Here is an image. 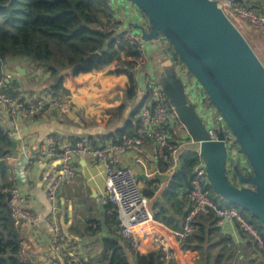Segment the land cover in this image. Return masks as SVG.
<instances>
[{
  "label": "built area",
  "instance_id": "1",
  "mask_svg": "<svg viewBox=\"0 0 264 264\" xmlns=\"http://www.w3.org/2000/svg\"><path fill=\"white\" fill-rule=\"evenodd\" d=\"M210 1L217 2L219 8L233 24L242 22L252 30L264 33V7L260 9L247 8L242 6L237 0ZM106 4L112 15L110 25L116 28V34L128 41L139 53L135 61L130 60V62H134V78L137 92H139L141 97L137 114V118L140 121V137H123L120 143L101 141L97 142L99 143L97 147L91 145L88 137H68L64 142H61L55 139L54 136H50L41 143L39 152L33 160L40 164L45 161L50 162L51 165L55 164L51 172L46 173L44 177L46 196L51 205L50 224L54 234L53 246L58 252L66 251L68 248L67 243L62 239L58 225V199L62 187L73 183L77 179L79 175L77 167L79 160L88 159L100 165L104 170L105 187L101 195V204L103 207L110 208L109 213L111 215L116 214L119 234L124 239L131 241L136 251H139L142 247L143 239L152 237L154 243L159 246L157 251L162 253L161 260L164 264H168L176 258L175 250L155 233L153 213L150 209L149 201L143 195L133 172L122 164V157L127 148H138L144 145L145 142L152 143L155 148L156 159L168 164L171 171L178 172L180 169L179 157L181 150L190 145L191 140L186 135L180 146H175L171 143V131L177 130L185 134L186 132L176 109L170 104L163 90L158 85L154 76L153 65L149 62V48L151 45L154 46L155 43L147 44L143 42L140 31L136 29V26H140L148 30L146 17L140 12H138L136 17H128L125 14V8L132 7L137 9L128 0H106ZM129 24H135V29L129 28ZM124 25H128L127 28ZM175 69L181 76L189 101L197 107V113L206 126L210 140H216L217 130L221 129L223 131L228 152V174L231 178L234 167L243 165L246 162L239 153L238 145L234 144L235 139L232 133L225 126V122H223L222 117L216 110L209 108L208 97L202 88L198 87L199 84L197 82L196 84L193 79L190 80L188 78L189 73L186 72V69L184 70L186 74H181L177 68ZM1 70L0 108L5 110L12 125L6 132L10 139L13 140L14 135L19 131L18 126L14 124L16 121L39 119L48 112H57L60 118L67 119L70 123L78 126L83 125L79 112L72 108L70 98L55 100L45 94L42 98L26 101L20 98L19 95L16 99L5 95L4 93L10 88V83L13 81L16 72L9 67L8 62L2 65ZM186 78L188 80H185ZM186 86L188 87V92L186 91ZM216 114L220 117L222 123L213 121V117ZM15 153L3 158L0 157V162L4 161L7 165L9 163L16 164L14 175L18 184L11 190H4L3 193L7 197H11V200L7 201V206L15 227L21 232L20 258L23 261L30 262V246L24 241L22 228L27 221L35 223L36 219L24 209L26 200L19 187L29 182L28 168L31 159L25 153ZM209 186L205 164L197 155V163L192 168L190 190L188 192L192 208L183 218L182 230L175 235L178 244L180 245L196 232V219L198 216L214 213L217 218L216 227L220 231L225 224H233L244 234L255 238L259 243V248H262L261 239L243 220L237 209H221L211 201ZM65 261L68 264H78L77 257L74 255L67 254Z\"/></svg>",
  "mask_w": 264,
  "mask_h": 264
},
{
  "label": "trees",
  "instance_id": "2",
  "mask_svg": "<svg viewBox=\"0 0 264 264\" xmlns=\"http://www.w3.org/2000/svg\"><path fill=\"white\" fill-rule=\"evenodd\" d=\"M237 1L247 8L264 7V0ZM111 18L106 0H0V71L2 65L8 61L26 60L35 70L40 69L44 74L49 75L45 94L58 100L70 98L65 82L73 83L80 75L108 70L109 75L126 80L123 88L124 95L126 99L133 100L137 96V86L134 78V62L130 60L135 61L139 53L128 41L116 34V28L110 25ZM98 29L102 30V33L94 31ZM167 46L166 53H171L175 63L185 70L169 43ZM94 53L102 56L99 65H91L87 71L79 73L73 80L69 77H60L62 72L82 64L89 55ZM188 78L193 79L190 74ZM4 94L14 99L18 98L17 93L14 94L11 91L10 93L5 91ZM138 111L139 108L129 116L121 128L98 141L120 143L123 137H140ZM184 136L185 134L177 130L171 131V143L180 146ZM54 138L61 142L66 139V137L58 136ZM89 140L93 147L98 146L97 140L92 137ZM11 142L12 139L0 125L1 158L12 154ZM196 163V155L194 159L185 156L181 158V169L173 177L167 190L169 198H176L180 190L186 191L188 196L191 172ZM7 177L6 169L0 172V264H32L23 261L19 255L21 232L14 225L7 206V195L3 193L4 190H11L14 187V182L8 181ZM208 190L211 201L217 207L238 210L243 220L261 239L263 247L259 248L258 241L243 232L248 237V241L243 245H235L216 227L217 218L214 213H210L197 217L196 232L180 244L181 251L191 259L193 264H263L264 225L250 213L217 197L210 186ZM143 195L149 199L154 194L149 190ZM110 218L114 227L118 228L116 214L110 215ZM153 219L174 232L182 230V226L179 228L177 223L166 216L164 209L153 214ZM113 237L118 240H104L100 255L90 263L164 264L161 260L162 253L141 256L139 251L133 248L131 241L124 239L117 232H113ZM255 252L261 255L262 262L249 260ZM168 264L175 263L170 261Z\"/></svg>",
  "mask_w": 264,
  "mask_h": 264
},
{
  "label": "water",
  "instance_id": "3",
  "mask_svg": "<svg viewBox=\"0 0 264 264\" xmlns=\"http://www.w3.org/2000/svg\"><path fill=\"white\" fill-rule=\"evenodd\" d=\"M148 22V30L136 26L147 44L166 40L186 72L204 90L209 106L222 117L247 161L244 175L234 167L230 182L228 152L221 129L211 141L197 107L186 95L175 67L158 70V85L176 109L193 150L205 164L210 188L225 202L250 213L264 225V65L232 21L210 0H128ZM102 33V30H94ZM99 53L60 74L74 79L91 65H99ZM22 74L21 71H19ZM17 144L11 142V152ZM7 163L0 162V172ZM11 197H7L10 201ZM141 256L146 251L141 250Z\"/></svg>",
  "mask_w": 264,
  "mask_h": 264
},
{
  "label": "crops",
  "instance_id": "4",
  "mask_svg": "<svg viewBox=\"0 0 264 264\" xmlns=\"http://www.w3.org/2000/svg\"><path fill=\"white\" fill-rule=\"evenodd\" d=\"M138 12V9L132 7L125 8V14L128 17H136ZM124 26L127 28L128 25ZM129 28H133L134 30L135 24H129ZM255 32L260 33L264 38L263 32ZM8 64L16 72V75L10 83V88L7 92L17 93V96L19 95L20 98L26 101L42 98L45 95V91L48 88L49 75L44 74L40 69L35 70L26 60H11L8 61ZM0 74L2 76V70ZM32 74L36 77L42 75L41 83L43 85L38 86L36 82L31 81ZM76 80L68 86L65 85V88L70 92L72 104L78 97L74 93ZM125 83L126 80H124ZM105 88L111 89L107 85H105ZM116 91L115 89L112 90L110 96L114 97ZM100 92V89L85 91L84 93L86 94L84 95L83 103L77 105V109L82 111L83 118L80 117L82 120L84 119V128L82 127L83 125L78 126L70 123L67 119L60 118L57 112H48L40 119H31L28 121L18 120L14 123L18 126L19 131L14 135L12 140L17 144L16 153H13H25L31 159L28 168L30 176L29 182L21 185L19 188L26 200L24 209L36 219L35 223L27 221L22 228L24 241L30 246V262L32 264H68L65 261L67 254L76 256L78 264H93L90 261L100 255L103 241L106 239H116L113 237V232H117L119 235L118 228L114 227L110 218V208L103 207L101 204V195L105 187V173L103 168L88 159H80L77 166L79 172L77 179L73 183L66 184L62 187L58 199V225L62 239L68 245L66 251L58 252L53 246L54 234L50 224L51 205L47 200L44 178L46 173L51 172L55 164L51 165L47 161L40 164L33 160L39 152L41 143L47 137H92L98 141V139L107 137L110 133L121 128L129 116L140 107L141 97L139 92H137L135 99H126V106L123 108L119 120L108 122V124H103L101 121L98 122L95 120L98 124H89L88 121L92 118L91 114L92 116L96 114V110H94L95 100L91 97L99 95ZM108 101L107 98L104 100L105 106L108 105ZM84 107H88L90 113L93 109L92 113L89 114L88 111H83L82 108ZM101 110L104 114L106 113L105 116H110L114 112L107 108H101ZM0 125L6 132L12 127L3 108H0ZM75 126L83 129L84 132L80 133V131H76ZM183 134L185 133L183 132ZM185 138L186 134L181 140ZM193 150L189 149V147L182 149L179 163L181 164V158L183 156L194 154ZM122 164L133 172L142 193L149 190L153 192V197L147 198L152 213L156 214L161 209H164L166 216L170 217L180 228L184 216L192 208V203L186 191L180 190L176 198H169L167 196V190L173 177L179 173L181 165L178 172L176 171L177 173L171 171L168 164L156 159L153 144L146 142L138 148H127L123 153ZM15 165V163H9L5 169L8 172L7 180L14 182V186H17L18 184L16 183L14 175ZM236 166L239 167L244 175L248 173L249 167L247 161L243 165ZM230 182L233 184L236 183L233 176L230 178ZM154 225L157 236L169 243L175 250L176 258L173 262L175 264H193L191 259L180 249V245L175 238L178 232H174L155 221ZM221 232L222 234L225 233L224 235H227L235 245H243L248 241V237L240 232L238 227L233 224H225ZM144 242H148L146 256L158 252L157 249L159 246L154 243L152 237L143 239L141 245ZM241 259H243V256H241ZM253 259L262 262V257L257 252L249 258L251 261H254Z\"/></svg>",
  "mask_w": 264,
  "mask_h": 264
},
{
  "label": "rangeland",
  "instance_id": "5",
  "mask_svg": "<svg viewBox=\"0 0 264 264\" xmlns=\"http://www.w3.org/2000/svg\"><path fill=\"white\" fill-rule=\"evenodd\" d=\"M130 3V2H129ZM133 7L132 3H130ZM136 8V7H135ZM234 25L237 27V29L240 31V33L243 35L245 40L248 42V44L251 46L255 54L260 58V60L264 64V38L260 33H256L254 30L248 27V25L243 24L242 22H235ZM245 25V26H242ZM158 44V46H157ZM168 45V42L164 39H161L159 43H155L154 46L151 45L149 48V62L153 65L154 70V76L156 80L158 79V75L156 77V74H158V70L161 69L163 66H175L181 74H186L182 66H178L175 61L172 58L171 53H166V47ZM42 74V73H41ZM185 80H188L187 78ZM192 80V79H191ZM31 81L36 82L38 86L43 85L41 83L42 81V75L39 77H36L34 74H32ZM193 81L196 83V81L193 79ZM70 82H65V85H70ZM76 85H74V93L78 95V97L75 99V102L72 104V108L77 112H79L80 116L83 118L82 111L80 109H77V105H81L84 99V93L85 91H91V90H97L100 89V94L94 97H91L95 100V106L94 110H96L95 116H92L89 112L88 107L82 108L83 111H88L89 114H91V119L88 121L89 124H98V122H102L103 124H108V122H115L114 120H119L120 115L123 111V108L126 106V97L123 92L124 88V79L118 78L116 76H111L108 74V70H102L98 72H93L87 75H80L79 78L76 80ZM197 84V83H196ZM105 85L111 87V89L105 88ZM192 87V86H190ZM199 87V85H198ZM117 90L114 97L110 96V93L112 90ZM122 90V91H119ZM186 91L188 92V87L186 86ZM123 92V93H122ZM191 92V90H189ZM108 99V105H104V100ZM101 108H107L110 111H114L113 114L110 116H105ZM211 110L213 107H209ZM121 111V112H120ZM113 116V118H112ZM102 117V118H101ZM101 118V119H100ZM98 122H96V121ZM214 122H221L220 117L216 114L213 117ZM83 128L85 127L84 119H83ZM76 131H80V133H83L84 130L81 128L76 127ZM194 154H187L185 157H188L189 159L195 158ZM138 231V230H137ZM148 245V242H144L140 250L147 251L146 246ZM139 250V253H140ZM142 256H146L143 254ZM132 263L134 261H131Z\"/></svg>",
  "mask_w": 264,
  "mask_h": 264
}]
</instances>
